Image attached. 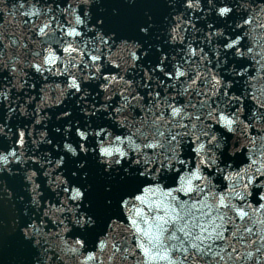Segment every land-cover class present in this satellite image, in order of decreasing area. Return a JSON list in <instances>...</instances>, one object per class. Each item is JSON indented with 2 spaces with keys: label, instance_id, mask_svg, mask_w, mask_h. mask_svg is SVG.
I'll return each instance as SVG.
<instances>
[{
  "label": "snow or ice",
  "instance_id": "6c2138e0",
  "mask_svg": "<svg viewBox=\"0 0 264 264\" xmlns=\"http://www.w3.org/2000/svg\"><path fill=\"white\" fill-rule=\"evenodd\" d=\"M104 2L13 0L30 34L0 31V190L30 197L31 264H264V0H183L153 60L151 17L130 39Z\"/></svg>",
  "mask_w": 264,
  "mask_h": 264
},
{
  "label": "water",
  "instance_id": "95a60500",
  "mask_svg": "<svg viewBox=\"0 0 264 264\" xmlns=\"http://www.w3.org/2000/svg\"><path fill=\"white\" fill-rule=\"evenodd\" d=\"M217 2L219 3V0H217ZM0 7L4 9L3 18L0 19V31H3L5 34L13 32L17 35H20L22 32L25 35L30 34L28 29L23 26V21L26 17L22 16L19 11L14 10L13 0H6V3L0 4ZM101 7L104 10L103 15L107 17H111L113 10H118L119 19H121L125 25L124 35L130 39H140L137 25L146 22L149 17H151L152 21L155 22V28L149 37L141 40L146 49H151L148 57L150 60L156 59L158 56L156 46H163L165 51L170 50L166 43L168 40V25L166 21L171 19V14L174 12L184 11L183 0H177L174 7L170 6L167 0H136L135 3H129L128 0H105ZM205 9L207 10V5H205ZM197 15H200V13H197ZM214 18L213 15V17L209 19ZM189 39H199V37L192 35L189 36ZM251 67L255 68V65H251ZM56 79L58 80L59 78ZM65 106L73 108L74 102L69 103L66 101ZM252 107H254V105L249 102V108ZM60 110L62 109H54L52 111L58 112ZM16 123L17 120L15 118L10 122L12 125ZM65 123L66 121L57 122L53 117L48 130L54 141L58 142L62 137L53 132L52 127L62 126ZM71 138L73 141L78 142V138L75 137L74 132ZM80 159H87L89 161L88 167L84 169V171L88 173V179L85 183H92L97 198L102 199L103 185L107 182V178L100 175V169L96 165L94 158L90 156L84 157L83 154H81ZM242 166L243 165H241V167ZM73 167L74 165L71 163V158H69V170ZM4 179L7 182V189L11 191L13 195L9 198L7 192L0 190V235L4 238L3 246L0 247V264H31L32 254L26 246L22 245V238L19 234L20 226H22L27 219L25 211H30V209H27V202L30 200V197L25 191V186L20 177L5 176ZM214 182L220 185L227 183V181H224L220 177H217ZM21 196L24 197V202H21L19 199Z\"/></svg>",
  "mask_w": 264,
  "mask_h": 264
}]
</instances>
